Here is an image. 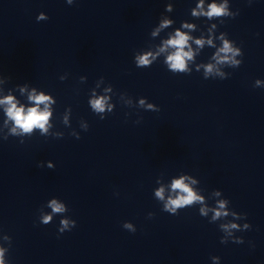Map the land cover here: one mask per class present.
I'll return each instance as SVG.
<instances>
[{
    "label": "clouds",
    "instance_id": "9594fccd",
    "mask_svg": "<svg viewBox=\"0 0 264 264\" xmlns=\"http://www.w3.org/2000/svg\"><path fill=\"white\" fill-rule=\"evenodd\" d=\"M69 4L72 3V0H68ZM167 8H171V5H168ZM239 13L237 12L234 16L227 12V0H225V3L218 5L215 0H213V3H211L208 6L207 12L204 11L203 8V0H200V3L197 5L195 9L192 10L193 16H206L209 19L216 16H222V15H228L232 18H235ZM171 21H165L162 26H167ZM184 27H192V25H183ZM189 41V36L180 32L179 30L176 31L175 36L170 38L166 41L164 47L160 49L161 52L165 51L166 48L172 47L175 49L174 52L169 54L167 56V59L165 63L168 65L169 69L175 74L177 72L179 73H190V70L186 69V59H192V52L184 51V48L187 46ZM196 43L200 45L201 47L204 44L203 40H196ZM209 45L212 44V40L209 39L207 41ZM220 53H224L225 55L223 57L220 56ZM231 53L233 57L239 55L243 57V51L241 49L233 50L230 42L228 40H224L223 47L218 50V52L213 57L214 59H217L218 62H224L230 59V57L227 55ZM155 59V57L152 56L151 53H147L143 56L136 57V66L138 68H143L146 66H149L151 64V60ZM237 66H240L242 63L241 61H232ZM213 71V66L211 64L206 66V73H210ZM228 78V77H226ZM225 78V79H226ZM261 84V81L259 79L256 80V86H259ZM25 87H27V84H25ZM24 89L22 88L21 91ZM29 100L35 102V106L29 107L27 111H25V108L23 105L17 106V102H15L14 98L9 95L5 97L3 100H0V104H7L8 107L6 108V114L9 120L14 122V126L10 129L11 135H19L23 133L31 134L34 128H39L41 130V134H44L47 132L46 125L48 124L49 117L51 116V112L48 109V101L51 99L49 96L44 95L43 93L36 95L35 94V88H33L32 93L29 94ZM144 100L141 99L140 103L141 105L144 104ZM54 103V101H53ZM91 107L96 111L103 113L105 111V98L101 97L98 99L91 100ZM44 104L45 107L43 110L40 109L39 105ZM149 108H152L153 105L149 104ZM109 111H111V106H109ZM105 117L101 116L100 119L103 120ZM17 129L21 130V133L17 132ZM87 131V129H86ZM76 138L79 139V135H76ZM5 140L8 139V137H4ZM20 143H24L23 140L20 141ZM43 166V165H41ZM55 166H52L49 164L48 168L53 169ZM185 178L184 176H181L179 179H175L172 182V189L174 191H177V195L175 198H169L167 203L163 207V211L172 214V215H178L179 211L178 209H184L188 206H192L195 201H201L202 197L197 196L190 187L185 184ZM195 183V181H193ZM156 196L160 199H163V189L156 191ZM217 195L220 194L218 191L216 193ZM49 207L52 209L51 214L43 215L39 218V221L41 224L47 225L53 221V214L56 213H64L67 211L65 205L58 203L56 199H51L49 203ZM225 208V201H219L218 202V208L214 210V216L213 220L220 216H227L228 213L226 211H223ZM209 209L206 207L200 208V215L201 216H207ZM154 215V213H149L148 216L151 218ZM245 217H247L246 213H243ZM76 226V221L71 218H62L60 220V226H59V233H63L65 231H70L72 228ZM123 228L130 230V232H135L136 228H133V225L127 221L123 223ZM251 225L245 224L244 228L247 230L251 229ZM224 229L230 230V229H238L237 224H230V225H224ZM5 239H11L10 237H5ZM220 242L222 244H227L229 241L224 240L221 238ZM231 242L236 244H242L244 243V238L242 236L235 238ZM5 256V249L0 248V264H6V261L4 259ZM211 259L216 262L220 261L219 256H212ZM9 264V261L7 262Z\"/></svg>",
    "mask_w": 264,
    "mask_h": 264
}]
</instances>
